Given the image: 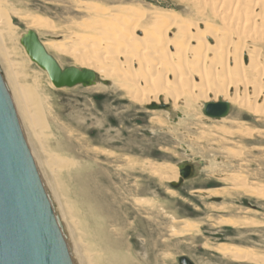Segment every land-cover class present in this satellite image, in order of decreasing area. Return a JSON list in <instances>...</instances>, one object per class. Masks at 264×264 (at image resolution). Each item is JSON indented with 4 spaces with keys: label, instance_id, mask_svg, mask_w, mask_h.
I'll use <instances>...</instances> for the list:
<instances>
[{
    "label": "bare ground",
    "instance_id": "bare-ground-1",
    "mask_svg": "<svg viewBox=\"0 0 264 264\" xmlns=\"http://www.w3.org/2000/svg\"><path fill=\"white\" fill-rule=\"evenodd\" d=\"M178 1L187 9L188 16L173 11L149 13L130 6L107 9L81 2L78 8L89 18L81 24L69 26L70 32L77 29L78 33L67 34L64 42L49 40L44 43L38 32H28L38 36L49 55L52 56L50 51H54L68 56L75 60L77 66L74 68L94 72L100 79L95 85L99 90L105 87L101 86L102 83L110 81L111 88L122 91L136 104L146 107L166 105L169 110L163 112L168 113L170 119L180 113L174 120L175 127L157 117L152 119L156 125L168 129H208L209 126L202 125L204 120L200 111L208 103L222 101L229 104L230 109L232 105L237 108L238 117L230 129L239 131H224V127L214 129H223L224 134L233 137L244 136L241 129L245 128L240 122L244 111L264 120V0ZM9 4L7 0H0V70L46 192L63 227L73 261L75 264H133L135 257L127 254L129 251H123L121 239L124 235L116 232L118 225L114 229L109 227L114 215L104 218V213L103 216L99 213L103 200L96 203L98 209L92 200L81 203L83 198L79 202L75 197L78 191L72 182L83 180L81 174L86 166L67 152L50 151L46 160L38 149L37 141H48L55 132L61 133L63 129H54L55 121H51L53 98L48 94L43 78H48L51 88L54 86L48 74L42 69L38 72L36 64L29 61L25 49L19 46V41L21 44L22 37L28 32L18 35L12 16H20L34 29H44L48 23L42 16H21L20 11ZM57 30L52 28L51 32ZM55 141L60 146L58 139ZM126 162L129 169L139 167L134 160ZM143 168L170 184L180 179L177 170L165 165L147 162ZM90 183L93 185L91 181L89 184L85 182L87 188ZM97 188L96 184L92 189ZM81 191L86 196L87 191ZM96 191L99 193L100 190ZM106 204L109 207L108 201ZM137 204L148 209L155 206L151 200L137 199ZM184 225L189 228L188 222L185 221ZM214 250L237 261L253 260L251 254L241 247L223 244Z\"/></svg>",
    "mask_w": 264,
    "mask_h": 264
},
{
    "label": "rangeland",
    "instance_id": "rangeland-1",
    "mask_svg": "<svg viewBox=\"0 0 264 264\" xmlns=\"http://www.w3.org/2000/svg\"><path fill=\"white\" fill-rule=\"evenodd\" d=\"M7 1L21 16L29 14L46 19L48 28L34 29L20 16H12L18 35L33 30L44 43L64 42L67 34L78 33L77 29L70 32L68 27L89 18L78 8L81 2L107 9L130 6L149 13L160 10L185 17L189 14L178 0ZM52 28L58 30L51 32ZM55 33L58 35L54 36ZM19 46L24 50L20 41ZM50 53L64 69L77 66L68 56ZM35 69L42 72L36 65ZM108 82V86L102 83L103 90H99V86L57 90L49 86L47 77L43 78L53 98L54 129L63 130L55 132L48 141H37V146L46 160L50 151L67 152L86 166L81 174L83 180L72 182L78 191L76 199L83 200L81 203L92 200L94 204L103 200L98 204L100 209L96 204L99 213L101 216L104 213V218L114 215L109 227L114 229L118 225L116 232L124 235L122 239L118 236L123 241V251L135 257L133 264H179L182 257L194 264H264V120L244 111L240 117L244 136L226 135L227 130L239 131L230 129L238 117L237 108L232 105L224 121L207 118L201 110L202 125L209 126L208 129H168L156 125L152 119L161 118L175 127L174 120L180 113L170 119L166 112L150 111L145 105L132 102L122 91L111 88ZM216 127L225 130L214 129ZM126 158L136 161L139 167L129 169ZM197 160H202L205 167ZM147 162L165 165L179 174L183 163L194 164L198 169L193 178L176 190L167 180L145 171L143 167ZM90 181L93 185L90 183L89 190L86 186ZM96 184L100 189H92ZM81 190H86L89 196ZM92 190H100V194L90 192ZM137 199L151 200L155 206L142 208ZM107 201L111 208L107 207ZM101 204H105L104 207ZM185 221L189 228L185 227ZM223 244L246 249L253 260L237 261L214 250Z\"/></svg>",
    "mask_w": 264,
    "mask_h": 264
},
{
    "label": "water",
    "instance_id": "water-1",
    "mask_svg": "<svg viewBox=\"0 0 264 264\" xmlns=\"http://www.w3.org/2000/svg\"><path fill=\"white\" fill-rule=\"evenodd\" d=\"M30 60L45 71L53 86L72 89L97 84L96 74L74 67L62 69L47 53L38 36L30 31L21 39ZM108 85L107 82L104 83ZM150 111L169 110L152 104ZM229 104L208 103L203 113L220 120L229 115ZM201 167L204 162L197 160ZM197 166H179L178 190L195 176ZM0 264H75L59 219L46 192L34 157L24 136L11 94L0 70ZM179 264H194L182 257Z\"/></svg>",
    "mask_w": 264,
    "mask_h": 264
}]
</instances>
